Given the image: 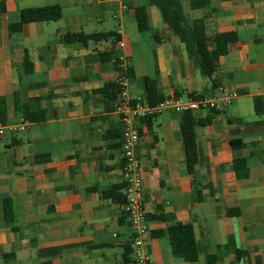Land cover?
<instances>
[{
  "label": "crops",
  "instance_id": "obj_1",
  "mask_svg": "<svg viewBox=\"0 0 264 264\" xmlns=\"http://www.w3.org/2000/svg\"><path fill=\"white\" fill-rule=\"evenodd\" d=\"M192 1L182 0L185 11L191 21L205 19L208 37L237 34L218 60L216 80L238 97L193 112L197 122L211 118L195 127L200 202L185 160L181 114L140 122L136 155L147 222L151 232H164L145 251L149 264H207L211 255L218 264H264V0H211L202 9H192ZM52 6L61 8L59 20L11 30L23 10ZM136 7L146 8L148 31L139 30ZM118 31L131 61L133 97L143 98L145 77L164 97L214 94L149 0H0V121L46 117L0 138V264H125L127 251L135 264L122 204L102 196L126 183L118 140L107 138L120 127L116 99L100 92L119 77ZM68 34L111 37L68 43ZM233 140L246 146L238 153L247 158V173L233 167ZM4 200H11L12 221ZM176 222L193 225L196 263L172 253L168 230Z\"/></svg>",
  "mask_w": 264,
  "mask_h": 264
},
{
  "label": "trees",
  "instance_id": "obj_2",
  "mask_svg": "<svg viewBox=\"0 0 264 264\" xmlns=\"http://www.w3.org/2000/svg\"><path fill=\"white\" fill-rule=\"evenodd\" d=\"M211 0H194L191 2L192 9L206 8ZM151 6L156 7L161 15L163 22L168 26L169 30L179 39V41L186 47L188 56L195 65L199 68L202 76L209 79L211 82L210 92H214L218 87L216 74L218 72V60L222 55L229 51V45L236 42L238 37L235 32H222L216 34L213 38L207 36V25L205 19L191 21L189 15L185 11L182 0H149ZM62 17V11L59 6H52L46 8L26 9L22 11L21 22L11 27L12 31H20L24 24L31 22H50L57 21ZM136 20L138 28L141 32L149 30V20L147 10L144 7H136ZM110 35L103 34H68L66 42H83L99 41L107 39ZM27 71L31 72V64L26 60ZM130 80H134L133 72L130 69ZM142 87L144 90L143 100L150 105H155L164 100L166 97L162 96L157 89V84L150 78L142 79ZM119 87L116 84H108L100 92L104 94L106 99L115 100L119 92ZM203 95H193L199 97ZM4 118V114L2 113ZM45 116L39 117L38 113L27 115V120L30 122L44 121ZM151 120L147 123L150 124ZM207 126L211 123V118L196 121L193 112H185L181 114L180 122V136L183 143L185 152V160L190 177L193 179L195 185L194 199L195 201H202V189L199 181L196 179V168L199 164L198 146L195 127L197 124ZM114 132V134H113ZM121 128L115 127L107 134V138L118 140L116 149L121 148ZM120 140V141H119ZM235 158L233 167L239 174L247 173V158L239 154V150L244 149L246 146L240 140H233L231 142ZM126 183L121 185L112 186L108 191L103 192L104 199L112 200L116 203L124 204L126 202V195L124 193ZM4 210L7 220L12 219L11 200H4ZM235 211H231L233 214ZM163 216L158 219L163 220ZM12 221V220H11ZM152 237L160 238L164 236L163 231L151 232ZM168 235L172 247L174 257L183 262L196 263L199 260L197 243L193 225L190 223L176 222L169 230ZM131 252L127 251L125 254V264H130ZM219 256L211 255L208 258L207 264H218Z\"/></svg>",
  "mask_w": 264,
  "mask_h": 264
},
{
  "label": "built area",
  "instance_id": "obj_3",
  "mask_svg": "<svg viewBox=\"0 0 264 264\" xmlns=\"http://www.w3.org/2000/svg\"><path fill=\"white\" fill-rule=\"evenodd\" d=\"M115 47L121 52L116 60L119 69L116 85L120 90L116 97L114 113L117 115L121 127L122 169L126 182V202L122 204V209L133 233L135 264H149L151 258L146 253L145 246L152 236L147 222L143 179L136 155V148L141 141L140 122L155 118L164 112L182 114L201 109H217L221 103H228L237 98L238 94L218 86L212 95L196 98L171 95L155 105H150L141 97L135 98L131 95L129 79L131 61L124 52L125 42L121 39V31H118ZM30 125L31 122L25 118L19 124L8 126L3 125L0 121V138L4 137L7 131L26 132Z\"/></svg>",
  "mask_w": 264,
  "mask_h": 264
}]
</instances>
